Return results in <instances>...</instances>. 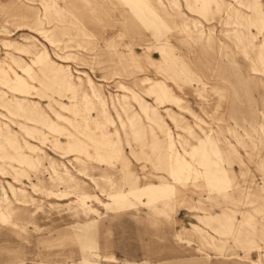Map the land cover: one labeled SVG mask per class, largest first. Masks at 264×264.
Wrapping results in <instances>:
<instances>
[{"label": "rangeland", "instance_id": "rangeland-1", "mask_svg": "<svg viewBox=\"0 0 264 264\" xmlns=\"http://www.w3.org/2000/svg\"><path fill=\"white\" fill-rule=\"evenodd\" d=\"M263 33L264 0H0V264H264Z\"/></svg>", "mask_w": 264, "mask_h": 264}, {"label": "crops", "instance_id": "crops-1", "mask_svg": "<svg viewBox=\"0 0 264 264\" xmlns=\"http://www.w3.org/2000/svg\"><path fill=\"white\" fill-rule=\"evenodd\" d=\"M261 31H263V28H261ZM262 37H263V45L259 51V55H258L259 60L262 59L264 56V33H263ZM260 61H262V60H260Z\"/></svg>", "mask_w": 264, "mask_h": 264}]
</instances>
